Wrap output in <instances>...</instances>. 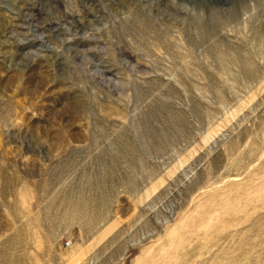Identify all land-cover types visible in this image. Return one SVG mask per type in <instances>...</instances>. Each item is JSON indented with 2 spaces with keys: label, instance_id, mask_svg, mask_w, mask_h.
<instances>
[{
  "label": "rangeland",
  "instance_id": "1",
  "mask_svg": "<svg viewBox=\"0 0 264 264\" xmlns=\"http://www.w3.org/2000/svg\"><path fill=\"white\" fill-rule=\"evenodd\" d=\"M0 264H264V0H0Z\"/></svg>",
  "mask_w": 264,
  "mask_h": 264
}]
</instances>
